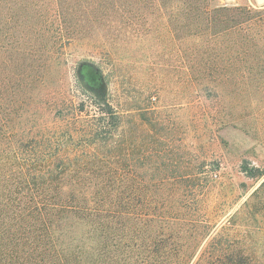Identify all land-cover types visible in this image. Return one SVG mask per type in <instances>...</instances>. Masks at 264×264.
Segmentation results:
<instances>
[{"label": "trees", "instance_id": "1", "mask_svg": "<svg viewBox=\"0 0 264 264\" xmlns=\"http://www.w3.org/2000/svg\"><path fill=\"white\" fill-rule=\"evenodd\" d=\"M153 1L176 21L178 59L195 94L186 103L205 111L199 93L213 80L239 77V5ZM128 2H92L113 29L109 48L87 51L75 69L76 88L93 114L84 100L70 98L67 71L55 67L62 49L36 47L27 33L18 42L2 33L0 2V264H264V244H256L252 231L239 236L218 224L219 201L211 192L220 183L219 161L195 156L187 170L176 154L162 152L173 127L152 137L157 149L150 161L140 139L129 157L132 141L118 132L122 107L106 95L121 56L117 35L125 41L133 34ZM71 30L61 18L52 35L77 41ZM170 32L162 33L166 41ZM81 68L92 79L80 80ZM167 87L166 80L147 85L144 106L136 107L139 125L163 124L160 111L151 117L146 111L159 105ZM242 171L252 178L263 173L247 165ZM251 209L264 218L256 196L241 214ZM236 217L239 211L229 220Z\"/></svg>", "mask_w": 264, "mask_h": 264}, {"label": "rangeland", "instance_id": "2", "mask_svg": "<svg viewBox=\"0 0 264 264\" xmlns=\"http://www.w3.org/2000/svg\"><path fill=\"white\" fill-rule=\"evenodd\" d=\"M0 2L2 33H10V40L17 42L21 40L20 35L27 33L36 47L62 49L59 50L63 52L62 57L56 58L55 67L67 71L70 98L75 103L88 102L86 95L76 88L75 69L87 51L109 48L107 43L113 36L109 17L100 18L93 0ZM217 2L239 5V77L234 81H211L208 90L199 93L206 105L205 111L199 112L186 103L188 97L195 94L188 88L187 74L182 72L178 59L174 38L176 21L166 19L152 0H129L127 3L133 34L125 41L121 34L117 35L116 49L121 56L117 73H110L112 76L107 79L106 95L122 107L118 132L124 130L132 141L130 158L140 139L148 152L145 162L150 161L151 152L157 149L151 142L152 137L167 135V127H173L172 141L168 147L161 144L162 152L176 154L187 170L195 156H206L210 162L219 161L220 183L211 192L219 201L221 216L218 224H229L239 231V236L242 230L252 231V238L259 245L264 244V231L257 229L264 230V218L253 209L245 215L241 210L252 196L264 203V0ZM61 18L66 19L77 41L57 40L53 36ZM165 28L171 31L170 41L162 35ZM108 70L104 68L105 74ZM78 73L80 80L92 79L83 68ZM185 78V83L180 86ZM155 79L166 80L168 87L162 92L159 105L148 108L146 114L151 117L153 111H160L164 122L159 126L139 125L136 107L144 106L145 88L157 82ZM87 102L85 108L93 114L95 111ZM196 137L201 139L200 144L195 143ZM243 165L257 167L263 173L256 178L248 177L242 171ZM236 211H239V217L229 220Z\"/></svg>", "mask_w": 264, "mask_h": 264}]
</instances>
